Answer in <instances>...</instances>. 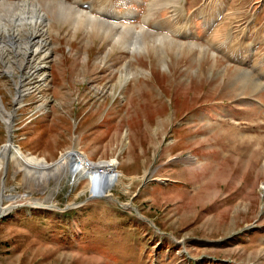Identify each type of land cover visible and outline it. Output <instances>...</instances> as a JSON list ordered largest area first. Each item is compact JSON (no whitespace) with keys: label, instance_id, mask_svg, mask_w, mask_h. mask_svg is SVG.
<instances>
[{"label":"rangeland","instance_id":"374dc122","mask_svg":"<svg viewBox=\"0 0 264 264\" xmlns=\"http://www.w3.org/2000/svg\"><path fill=\"white\" fill-rule=\"evenodd\" d=\"M38 1L46 67L11 75L0 58L5 108L21 75L29 91L13 142L49 163L116 158L122 177L90 197L85 176L40 183L4 161L0 264H264V0H80L100 27L60 14L74 0ZM22 2L0 0V22L16 27ZM106 22L154 34L123 41Z\"/></svg>","mask_w":264,"mask_h":264},{"label":"bare ground","instance_id":"6f19581e","mask_svg":"<svg viewBox=\"0 0 264 264\" xmlns=\"http://www.w3.org/2000/svg\"><path fill=\"white\" fill-rule=\"evenodd\" d=\"M60 1L62 0H47V2L45 0V3L49 6V12L51 11V7H56L58 4L61 5ZM73 2L74 6H71L72 4L67 7L60 6V14L62 16L65 17L72 14L75 18L84 20L89 24H93L97 27L101 26L100 20L98 21L93 15L86 13L87 11L83 12L84 10L82 11L77 7V5H80L90 9L91 3L84 4L80 0H74ZM122 2L124 3L126 0H123ZM63 8L64 10L62 11ZM108 16L114 17L115 15L109 14ZM130 16H133V12L121 15V17L126 19H130ZM16 17L20 20L19 22L16 21V27L5 25L0 22V58L4 64V70H7L8 73H11L12 75V64L18 63L19 65L20 63L21 66L28 64L31 65L28 68V71L31 72L32 75L33 73H39L40 75V71H43V68L46 67V63H44L43 60H40V57L42 56L38 57L36 55L41 52L44 45L49 43L48 31L50 30V27L48 22L45 23L44 21V19L47 18L46 12L41 9L38 0H23L20 11L16 14ZM106 23L108 32H113L110 34H114L117 39L119 38L123 41H126L129 38L132 39V36L135 37L139 35H142L143 40H146L145 37L154 34L150 33L144 27L136 30L132 25ZM21 26L26 27L25 30H23V33L20 32ZM155 36L156 38L160 36L162 40H171L168 36L156 34ZM46 47L44 46V48ZM133 49H135V46L131 45L130 51H133ZM7 57L16 58V60L11 62ZM128 63L129 62L125 63L124 73L121 74L120 79H123V81H127L131 75V72L127 73L126 71ZM32 65L33 68H31ZM20 77L19 83L15 84L16 91L12 97V107L9 110L5 108L0 97V119L5 125L7 132L6 143L0 147V168L3 167L4 161L7 163L8 160H10L13 162L15 170H23L27 178L40 183H46L52 177H57L59 175L66 176L72 172L76 175L74 183L78 182L81 177L85 176L90 181L89 190L91 193L100 191L102 197L110 196L111 187L114 184L121 183L120 179L122 177V174L115 169L119 164L116 158L92 162L86 158L84 154L74 152L73 150L62 153L60 159L56 162L49 163L43 158L25 153L21 151L20 148L14 147L12 140V125L15 111L22 105L24 96L29 92L27 90L28 88H24L21 84L22 75ZM256 83L257 85L261 84H259V82ZM3 197L9 199L13 198L14 195L10 194L7 196L2 192L0 194V199ZM13 206L14 205L12 204L3 206L0 202V213L7 212Z\"/></svg>","mask_w":264,"mask_h":264},{"label":"water","instance_id":"95a60500","mask_svg":"<svg viewBox=\"0 0 264 264\" xmlns=\"http://www.w3.org/2000/svg\"><path fill=\"white\" fill-rule=\"evenodd\" d=\"M12 131H13V127H12ZM12 140H13V139H12ZM13 145H14V147H16V148H19V146H18L16 143H14V142H13ZM0 147H2V145H1ZM75 150H76V149H75ZM76 151H78V150H76ZM5 173H6V166L4 167L3 172H2V177H1V191H0V194H1V193L3 192V190L5 189V187H4V177H5ZM94 196L102 197V196L100 195V191H95V193H93V195L90 196V197H94ZM102 198H105V197H102ZM16 206H18V204H17ZM6 214H7V212L0 213V219L3 218Z\"/></svg>","mask_w":264,"mask_h":264},{"label":"trees","instance_id":"16d2710c","mask_svg":"<svg viewBox=\"0 0 264 264\" xmlns=\"http://www.w3.org/2000/svg\"><path fill=\"white\" fill-rule=\"evenodd\" d=\"M39 211H41V212H42V210H39Z\"/></svg>","mask_w":264,"mask_h":264}]
</instances>
